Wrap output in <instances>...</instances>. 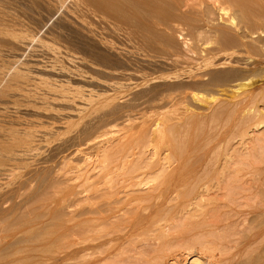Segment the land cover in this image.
I'll return each instance as SVG.
<instances>
[{
  "label": "rangeland",
  "instance_id": "374dc122",
  "mask_svg": "<svg viewBox=\"0 0 264 264\" xmlns=\"http://www.w3.org/2000/svg\"><path fill=\"white\" fill-rule=\"evenodd\" d=\"M220 2L226 3L222 5L228 6L237 27L254 33L253 41L246 42L264 37L263 8L260 12L253 5L250 18L247 11L248 16L241 13L248 18L243 22L235 15L236 3L233 8L232 1ZM217 16L214 25L225 24ZM181 24L160 31V38L158 32L132 39L120 25L98 18L85 0H0L1 230H18V240L30 233L43 239L49 233L47 238L71 246L60 257L99 239L105 243L111 231L112 238L121 239L110 237L113 241L102 245L101 251L111 254L108 263L100 264H172L176 257L183 260L184 250L194 244L183 232L191 228L193 233V227L212 231L214 222L224 224L217 229L223 232L230 222L242 229H234L236 234L245 232V238L233 237L239 261L256 251L260 239L245 245L250 234L245 221L256 216L255 208L261 209L259 194L254 199L255 191L251 198L248 187L243 195L239 188L242 192L235 196L240 199L229 201L227 189L217 181L227 175L221 171L226 157L239 168L245 160L243 145L255 147L251 142L259 134L245 138L247 130L236 126L242 119L239 112L214 122L210 117L222 100L215 92L224 88L232 95L230 86L236 83L230 81L236 76L250 79L253 74L258 83L253 92L262 86L264 54L246 55L238 47L228 51L238 55L224 56L216 69L205 67L197 53L194 57L183 48L190 37L188 26ZM194 74L201 81L196 83ZM211 76L221 83L203 84ZM196 91L202 101L191 98ZM257 106L264 109V101ZM257 175L241 177L247 186L259 184ZM93 255L86 249L64 264H94Z\"/></svg>",
  "mask_w": 264,
  "mask_h": 264
},
{
  "label": "bare ground",
  "instance_id": "6f19581e",
  "mask_svg": "<svg viewBox=\"0 0 264 264\" xmlns=\"http://www.w3.org/2000/svg\"><path fill=\"white\" fill-rule=\"evenodd\" d=\"M230 1H232V3H233L232 5H231ZM229 2L233 8H234V4L235 3L237 4V6H235L237 14H235V15L240 14L239 15L240 20H242V18L246 19V17H245L246 13L244 11H247V12L250 11L251 10L250 8L253 7V5H255V7L260 6L259 7L260 12L262 10L261 8H263V11H264V5L262 4V0H229ZM223 3L220 2V0L219 1L218 0H87V1L85 0V4L90 5L94 8V11L97 14L98 18L104 19V21H106V23H111V24L116 23L117 25H120L121 28L123 27L122 30L126 33V35H128V37L131 36L132 39H133V37H135V39L137 37H139V39H140V37H141L140 35H142V36L151 35L152 36L153 34L158 33L160 31H164L166 29L172 31L173 30L172 24L176 25V23H182V24L188 26L187 32L189 34L187 33L186 35H189V37L191 39L189 38L187 41L185 40L183 42V48H185L187 51H189L190 54L197 53L200 56L201 63H203L202 64L203 66L215 67V69L217 68V63L219 64V62L224 59V56H228V58H229L232 55L231 58H234L235 54L238 55L236 52L234 54L228 53V51H233L234 49L237 50L238 47H239V49L241 48L243 50V53L246 55H249L248 53L251 54V51H253V53L255 51L259 55L264 54V37L262 39L257 40L255 42L256 44L255 43L249 44V42H246V40H252L254 38V36L252 37V35L254 33L249 32V31L247 32L243 28L241 29V28L237 27L238 24L237 25L234 24V22H235L234 16L232 14L230 15L228 13L229 9L226 8L228 6L224 7L226 3H224V6L222 5ZM194 7H196L197 9H194ZM235 9H233L234 13H235ZM191 10H192V13H191ZM241 13H245L244 16ZM215 15L216 16L219 15V17H221L220 21L224 22L225 24H223L221 22L223 25H219V26L218 25L216 26V24L214 25V22L217 21L215 19H218V16H217V18L216 17L213 18V16H215ZM248 15L250 18L251 13L249 14V12H248ZM93 16L96 17V15H93ZM223 16H225V19H223ZM244 19H243V22L244 21L246 22L248 18L246 20H244ZM233 24H234V27H236L235 29L232 28ZM177 25H179V24H177ZM160 34H161V32L158 33V38H160L159 37ZM163 40H164V37H163ZM170 41H172V40H170L169 38L166 39L167 44ZM160 44H161V42H160ZM169 44H171V43H169ZM191 44H192V46H191ZM162 45H164V43ZM208 46H211V47L208 48ZM241 53H242V51H241ZM192 56L196 57L195 54ZM244 57H245V55H244ZM248 59H250V56L246 60H248ZM227 60H229V59H227ZM252 61L254 62V60H252ZM192 63H191V65H192ZM255 63L258 64L257 61ZM253 65H255V64H253ZM262 66L264 67L263 63H262ZM260 69H261V66H260ZM208 71H209V75H210L211 70H208ZM251 71L255 72V70H251ZM256 72L258 74V71H256ZM260 72L263 73V74H261V76L259 75L260 80L261 79L263 80L264 79V70H263V72H262V70ZM206 73H207V70H206ZM206 73H204V76L206 75ZM250 75H248V76H250ZM254 75H255V73H254ZM194 76H195V74L192 77L194 78ZM196 76H197V74H196ZM202 76H203V73H202ZM202 76H200V78L198 77L200 79V81H201ZM251 76H252V78H250V79L246 78V77L243 78L241 76L240 77L236 76L235 78H233V80L231 79V81L228 79V77H226L230 82L236 83L235 85L230 86V89L233 92L232 95H228V92H231V91L230 90L228 91V90L222 88L223 85L216 84L215 88H217V86H221L222 90L218 89L219 91L217 90L216 91L217 93L215 92V94H217V96H219V97H222V100H220V99H219V101L217 100V103H219V106L217 104V106H218L217 108H219V109L216 110V108H215L216 111L212 110L213 113L211 114L210 119L214 122L217 119L219 120V118L224 116V115H235L237 112H239V114L242 115L241 116L242 119L241 120L239 119L241 123L238 120L239 125L236 124V126L239 127L241 125L240 128L243 127V129H241L242 131L247 130V132H245V131L243 132L244 133L243 135L245 136V138L247 135L249 136V135H252L255 133L259 134L258 136L255 135L256 137H254V140L256 141L255 144L253 143L254 141L251 139V141H253L251 143L255 147L252 146L253 148L250 149L249 148L250 146L244 147V145H243V150H244L243 159L245 157V160L239 162L240 163L239 166L241 165L239 168H238V166L236 167V169L234 168L238 164H236L237 162L236 163L233 162L234 160L232 157H226V158H228L227 162L225 161L226 163L223 165L224 167L222 168L221 171L224 174L226 172L227 175L225 174L226 177H223V174H222L221 181L218 180L219 182L217 181V183H218L219 188L221 187L220 185L222 184V187H223L222 189H224V188L227 189L226 192H228V193H225L226 194L225 197L226 196L228 198L230 197L229 201L234 199V198L237 199V196H235V195H239V192H242V191H243L241 193L242 195L244 193L246 194L249 191V193H251V196L248 194L249 197H251V198L254 197V199H255V197L257 198L260 196L257 199L259 200L258 203H259V205H260L259 207L261 209H258V207L255 208L260 213L255 212L254 211L255 209H254L251 212H249V214H253L255 212L256 216L253 218L250 217V219L246 218V221H245V219H244V221L246 223L248 221L247 226L249 229L248 228H246V229L249 230L250 234L246 236V237H248L247 239L250 238L249 241L252 240V238L255 241H259V239H260V243H261L260 246L261 247L258 246V248H256V251H255L256 253L254 252L255 255H254V253H252L253 255L250 253L251 254L250 257L247 255L248 258H246V260L242 259L243 261H239V259L237 258L238 256L236 255L237 251L234 250V247H238V244H237V242H236V244L233 243L234 242L233 237L235 236L237 238L238 234L241 235V233H245V232L238 233L239 231H242V229L241 230L237 229L238 227H236V226H235L236 227L235 228L233 226L235 223H233V222H232L233 224L232 225L230 224V225L234 228H232L229 225L230 222L229 223L226 222L230 228L227 226V224H225V226H227L228 229L226 230L227 227H225V231L220 232L217 229L224 227V224H222L223 225L222 226L219 224L220 223L219 222L218 224H216V226H214L216 223V222H214V224H211V226L213 225L212 226L213 228H211V230L212 231L214 230V234L211 233L212 231L209 230L210 231L209 234H211V235L213 234V236L209 235L210 237H208V238L207 237L205 238V236H204L205 234L203 235L201 233V230H203V229L205 230V228L207 230V227H204L203 229L193 227V233H192L191 228L189 231H185L186 229L183 230V231H185V232H183L184 234H186L188 232L187 236L192 238V239L189 238L191 241L194 240V244H193V242H191L193 245L190 247V243H189L190 248L187 247L188 249L184 250L186 252L184 254L183 260L179 261V259L176 257L178 260L176 258H175L176 260L175 259L173 261L171 260L172 264H264V220L259 219L260 218L259 215L264 216V207H263L264 206V177H262V172L264 171V167H262L264 165V109H262V108L258 109V106H257V104L262 103V101H264V83L262 84V86L260 88L258 86L257 87L258 89L256 87H254V90L257 89V91L253 92V90H251L252 87L258 83L256 80H253V74ZM255 76L257 77V75H255ZM218 77H219V75H218ZM193 78L189 77V80L190 79L192 80ZM206 78H207V76H206ZM187 79H188V77H187ZM195 79H196V83H197V80H199V79L194 78L193 80L195 81ZM205 80L206 81L203 83L205 85L209 84L210 82L216 83V80H217V83H221L218 81L219 78L214 79V77L212 78V76L210 79L208 77V80L207 79H205ZM250 80L252 82L249 84L248 82ZM257 80L259 81V79H257ZM194 81H192V83ZM203 81H204V79H203ZM198 83H200V82H198ZM194 87H195V85H194ZM195 88H198V86ZM237 91H239V92L241 91L240 93H242V96L241 95L239 96V94H237L238 93ZM234 93H236L237 95H235ZM213 97H210V99H214ZM191 98H193L194 101L195 100L196 101H202V99L204 97H202L201 94L196 91V92L191 93ZM234 99H235V101H234ZM214 100L216 101V99H214ZM207 101L208 100L205 99V103ZM206 104L208 106V103H206ZM215 104L216 103H214V105ZM238 107L240 109H237ZM211 108L212 107H210V109ZM212 109H214V108H212ZM237 115H238V113H237ZM238 117H240V116H238ZM240 158H242V157H240ZM258 162L261 165H259ZM228 172L230 174L231 173L232 174L231 175L229 174V176H228ZM251 172H252V176L253 175L256 176L257 174H259V175H257L259 177V179L257 180V181H259V184H256L258 182L253 180V178H254L253 177L252 180L255 181L256 183H254V182L252 183L249 181L251 184H249L247 182L248 185L246 186L245 180H243L242 177L244 175L246 176L247 174H251ZM254 172H256V173L254 174ZM239 174H243V176L241 175L242 176L241 177V176H239ZM239 177H241L240 181H239ZM241 181L242 182L244 181V184H245V186L243 188H242V186L244 185L243 183H241V186H239ZM260 181H262L263 184H261ZM245 187L246 188L248 187V190H246L247 192H245ZM239 188H241L243 190L241 191V189H239ZM253 191H255V195L253 194L254 193ZM256 192L259 194V196H256L257 195ZM252 194L254 195L253 197H252ZM199 195H201V193ZM190 196H188V199ZM245 196H242V197L244 198ZM247 196H246V198H247ZM231 197H232V199H231ZM240 197H241V195H240ZM194 198H195V196H194ZM190 199H192V197H190ZM239 199H237V200H239ZM234 201H236V200H234ZM244 202H246V200H244ZM232 203H233V201H232ZM262 219H263V217H262ZM227 220H225V221H227ZM253 223H255V226H254L255 228L254 227L252 228V226H251V224L254 225ZM242 225H241V227L245 226V225H243V226ZM247 226H245V227H247ZM196 229H198V230L200 229L199 230L200 232ZM234 229L239 230L237 232V234H236ZM206 230H205V233L208 236V233L206 232ZM215 230H217V234H216ZM243 230H245V228ZM247 230H245V231H247ZM16 231L18 232V230H16ZM16 231L12 232L11 227L6 228L5 230L0 229V264H64L65 261H69L70 259H73L74 256H76L77 252L86 251V249L95 251V255H93L94 264L95 263L100 264V262L105 263L108 261L111 253L110 252L103 253V251H101L100 248L102 247V245L107 244L110 240L113 241L115 239L120 238V237L116 238L115 236H114L115 238L114 237L112 238V236H110L112 234L110 231V232L106 233L108 238L106 239V241H104L105 243L99 242L100 239L98 240V238H96V240H98L99 243L96 241L97 242V243L95 242L96 244L94 243L90 246L83 247L80 249H76V251H73V250L69 251V253H66V255L64 254L60 257L59 253H61L62 251L66 250V249H69L71 247L70 245L60 244L58 241L56 242L55 239L54 240L51 239V237L47 238L46 237L47 235L50 236L49 233H44V234H47L45 236L46 238L43 236L42 237L43 239H40L41 238L40 235L39 236L31 235V233L29 232L30 235L28 233V235H29L28 237H27V235H25L24 239L20 238V240H18V239H16V235H17ZM194 231H196V232L198 231V233H196L197 238H195V239H198V237H203V236L204 237L201 238V240H200V238L198 240H195L194 237H196V235L194 237L189 236L190 234L193 235L195 233ZM189 232H191V233L189 234ZM99 233H97V234H99ZM184 234H180V235L182 236V239L184 241H186L184 238H186L188 240V237ZM41 235H42V233H41ZM14 236H15V238H14ZM183 236H186V237H183ZM242 236L243 235H241V237ZM38 237H40V238H38ZM110 237L113 240L110 239ZM239 237H238V239H241ZM37 238L39 240H36ZM99 238H101V237H99ZM243 238H245V237L243 236ZM179 239H181V238L179 237ZM238 239H236V240H238ZM247 239L244 241L245 245L248 246L249 243H250V245H252V243L254 244V242H255L254 240L252 242L251 241L246 242ZM175 240H177V239H175ZM190 240H188V242ZM101 241H103V240H101ZM238 241H240V240H238ZM177 242H178V240H177ZM188 242L186 241V243H188ZM231 245L233 246V247H231V248H233L232 249L233 254H232V250H230ZM228 246L230 249L228 248V250H227V248H225V247H228ZM72 247H73V245H72ZM223 248H225V250H227V251L224 252L225 250L223 251ZM235 249H237V248H235ZM229 250H230V252H228ZM65 252H67V251H65ZM70 252H71V254H70ZM234 252H236V253H234ZM56 254L57 255L59 254V256H57ZM122 254H123V252L121 250V252H119L117 255L121 257ZM180 257L183 258L182 256H180Z\"/></svg>",
  "mask_w": 264,
  "mask_h": 264
}]
</instances>
